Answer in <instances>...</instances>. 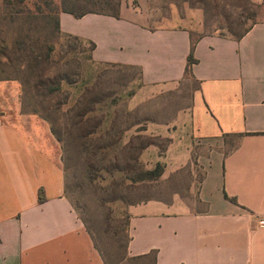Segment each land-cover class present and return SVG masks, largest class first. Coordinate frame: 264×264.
Segmentation results:
<instances>
[{"label":"crops","instance_id":"1","mask_svg":"<svg viewBox=\"0 0 264 264\" xmlns=\"http://www.w3.org/2000/svg\"><path fill=\"white\" fill-rule=\"evenodd\" d=\"M249 1L255 23L240 39L201 35L193 45L197 87L188 113L164 130L160 178L186 166L192 177L184 195L127 208L126 258L264 264V0ZM59 27L93 43L95 63L136 68L154 92L186 78L200 28L157 18L150 0H120L118 18L60 13ZM19 94L17 81H0V264H104L65 196L60 145Z\"/></svg>","mask_w":264,"mask_h":264},{"label":"rangeland","instance_id":"2","mask_svg":"<svg viewBox=\"0 0 264 264\" xmlns=\"http://www.w3.org/2000/svg\"><path fill=\"white\" fill-rule=\"evenodd\" d=\"M60 1L53 0L56 10L60 9ZM150 5L159 19L175 15L179 25L186 22L195 27L199 25L193 38L198 35L233 37L250 23L253 15V9L245 0H150ZM4 12L5 6L0 0V77L19 83V98L24 109L33 108L40 99L32 96V81L27 84L32 92L22 98L20 79L25 78L26 68L21 65L24 60L15 42L28 32L41 37L53 48L50 72L65 79L55 99L62 104L61 112L51 119L62 140L59 145L65 196L77 216L84 218L99 235L110 261L114 262L123 254L129 204L166 199L175 192L184 195L192 177L190 166H186L156 181L133 184L128 179L131 173L116 170L124 168L120 146L140 135L145 142L152 143L139 156L141 167L151 170L156 163L162 164L169 145L164 130L173 127L178 115L188 113L191 94L197 84L186 77L170 88L154 92L142 86L136 68L95 63L89 43L55 34L49 21L12 22L5 18ZM85 88L99 99L87 124L95 133L86 143L78 137L79 127L73 124L74 118L69 112ZM90 165L111 167L114 171L95 174Z\"/></svg>","mask_w":264,"mask_h":264},{"label":"trees","instance_id":"3","mask_svg":"<svg viewBox=\"0 0 264 264\" xmlns=\"http://www.w3.org/2000/svg\"><path fill=\"white\" fill-rule=\"evenodd\" d=\"M245 3L253 9V15L250 23L238 34H234V39H240L243 35H245L248 30L255 23L256 17V6L251 3L249 0H245ZM3 5L5 6V18L8 20L15 22H39L41 20L49 21L53 27L52 31L55 34H62L59 27V14L67 13L73 16L74 18H81L86 14H99L110 16L113 18L119 17V6L120 0H61L60 1V9L56 10L53 5V0H32V4L30 0H3ZM32 6V8L29 7ZM48 22V23H49ZM67 37H72L70 35H65ZM201 35L193 38V34H191V50L190 54L187 58V65L185 69V77H190V67L195 60L192 58V48ZM225 37V36H224ZM74 39L80 40L76 37ZM82 41V40H80ZM83 42V41H82ZM91 46V51L94 48L93 43L87 42ZM15 47L17 52L20 54L24 61L21 62V65H24L26 68L25 78L20 79L21 87H22V98H26L29 94V91L34 93L32 96L36 99H40V102L31 108L24 109V113L35 114L38 115L41 119L46 121L49 124L50 131L54 138L58 143H62L60 136L57 134L53 123L51 121L52 116L59 114L61 112L60 102L56 101L58 94L62 91L63 83L65 79L58 76L57 74H51L50 72L52 67V59L51 53L53 48L51 45L47 44L41 37L36 36V34L30 35L26 32L25 36L19 37L15 42ZM113 65V64H106ZM119 66V65H116ZM17 80V78H14ZM32 79V80H31ZM4 80H12L8 77H0V81ZM32 81L31 89L27 87V84ZM23 100V99H22ZM48 100L47 103L44 101ZM54 101V102H53ZM44 103L46 105H44ZM99 103V99L96 94H92V91L88 88H85L80 94L79 98L69 111L74 118V125L79 127L78 129V137L83 140L85 143L88 139L95 133V130L89 128L87 126L90 121V114L94 111V107ZM39 108V109H38ZM41 112H44L45 115H42ZM74 126V128H75ZM144 130V129H142ZM152 143L149 141H144V138L140 135H136L131 137L125 144L121 147L123 152V163L124 168L116 169L118 172L131 173L132 177L128 178L131 183L136 184L142 181H156L158 180L163 173V165L161 163H156L154 168L151 170H145L139 164V156L141 152L147 148ZM62 161V159H61ZM111 167H96L94 165H90V169L92 173H112L110 169ZM114 169V168H112ZM64 170V168H63ZM98 177V176H97ZM41 190L39 191L38 201L42 202L44 200ZM139 203H130L131 205H136ZM79 219L84 224L95 249L98 251L101 256L104 264H122L123 262L129 264L138 263L140 260H146V264H153V255L150 254L145 257H137V258H126V247L128 243V218L125 223L124 230V239L125 245L123 246V254L114 262H111L108 256V253L103 248V242L99 235L91 228L88 223L79 216Z\"/></svg>","mask_w":264,"mask_h":264},{"label":"built area","instance_id":"4","mask_svg":"<svg viewBox=\"0 0 264 264\" xmlns=\"http://www.w3.org/2000/svg\"><path fill=\"white\" fill-rule=\"evenodd\" d=\"M260 225H261L262 227H264V220H262V221L260 222Z\"/></svg>","mask_w":264,"mask_h":264}]
</instances>
